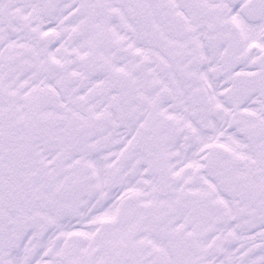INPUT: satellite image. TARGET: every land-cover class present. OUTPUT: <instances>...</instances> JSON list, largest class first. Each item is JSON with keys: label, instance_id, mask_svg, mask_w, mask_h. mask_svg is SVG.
I'll return each mask as SVG.
<instances>
[{"label": "snow or ice", "instance_id": "6c2138e0", "mask_svg": "<svg viewBox=\"0 0 264 264\" xmlns=\"http://www.w3.org/2000/svg\"><path fill=\"white\" fill-rule=\"evenodd\" d=\"M0 264H264V0H0Z\"/></svg>", "mask_w": 264, "mask_h": 264}]
</instances>
